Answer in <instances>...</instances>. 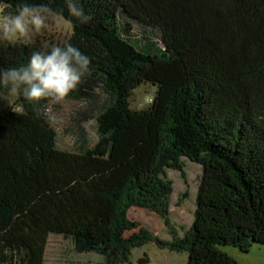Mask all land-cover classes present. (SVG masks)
Segmentation results:
<instances>
[{
	"label": "trees",
	"instance_id": "16d2710c",
	"mask_svg": "<svg viewBox=\"0 0 264 264\" xmlns=\"http://www.w3.org/2000/svg\"><path fill=\"white\" fill-rule=\"evenodd\" d=\"M82 2L93 19L80 24L65 8V41L92 71L66 98L97 106V140L58 148L50 100L29 103L0 86V97L15 95L0 107V264H43L51 234L100 256L96 264H133V249L150 241L186 252V264H236L220 245L264 244V0ZM65 41L0 44V68ZM143 83L154 96L132 108ZM184 158L201 166L189 227H170L166 241L133 231L131 207L168 222L167 171L183 174Z\"/></svg>",
	"mask_w": 264,
	"mask_h": 264
},
{
	"label": "rangeland",
	"instance_id": "374dc122",
	"mask_svg": "<svg viewBox=\"0 0 264 264\" xmlns=\"http://www.w3.org/2000/svg\"><path fill=\"white\" fill-rule=\"evenodd\" d=\"M68 21L65 20V23ZM71 27L59 31L50 22V27L43 35L45 41L63 42L71 34ZM155 93V86L143 83L133 90L130 97L132 108H146ZM104 97V94H100ZM15 95L9 99L0 97V107L12 106ZM8 99V102L6 100ZM97 106H91L84 100L65 98L63 101L47 104L46 111L52 120L56 132L58 148L79 151L90 147L97 140L96 122L94 119ZM183 174L168 170L167 176L172 180L173 192L170 196L168 222L157 214L139 207H131L128 211L130 220L139 223L133 231L140 227L148 230L154 237L161 240H171L170 227L180 235L189 227L192 221L195 196L201 176V166L183 159ZM132 232V231H131ZM219 249L231 256L236 264H264V244L253 243L248 251H240L230 245H220ZM147 257V264H186V252L172 251L161 247L155 241H150L133 249L131 261L137 264L138 258ZM102 258L93 253H77L70 240L60 235L51 234L48 237L43 264H96Z\"/></svg>",
	"mask_w": 264,
	"mask_h": 264
},
{
	"label": "clouds",
	"instance_id": "9594fccd",
	"mask_svg": "<svg viewBox=\"0 0 264 264\" xmlns=\"http://www.w3.org/2000/svg\"><path fill=\"white\" fill-rule=\"evenodd\" d=\"M64 7H54L56 0L30 4L28 0H0V44L10 47L29 45L47 32L50 22L59 31L71 27L65 23L68 17L80 24L92 21L82 0H61ZM91 59L72 43L65 41L46 49L32 52L26 64L20 67L0 68V86H10L12 94H20L31 103L47 99L54 103L63 101L74 92L87 75H90Z\"/></svg>",
	"mask_w": 264,
	"mask_h": 264
}]
</instances>
